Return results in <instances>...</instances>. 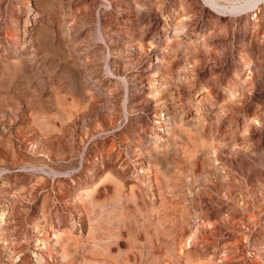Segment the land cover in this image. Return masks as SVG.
<instances>
[{
  "label": "rangeland",
  "instance_id": "374dc122",
  "mask_svg": "<svg viewBox=\"0 0 264 264\" xmlns=\"http://www.w3.org/2000/svg\"><path fill=\"white\" fill-rule=\"evenodd\" d=\"M0 264H264V0H0Z\"/></svg>",
  "mask_w": 264,
  "mask_h": 264
},
{
  "label": "bare ground",
  "instance_id": "6f19581e",
  "mask_svg": "<svg viewBox=\"0 0 264 264\" xmlns=\"http://www.w3.org/2000/svg\"><path fill=\"white\" fill-rule=\"evenodd\" d=\"M28 2V1H27ZM30 2V1H29ZM191 5V4H190ZM134 20V19H133ZM133 20L130 18V17H128V18H125V23H123V24H121V25H119L120 27V33L121 34H123V35H125V36H127L128 37V35L129 34H126V33H124V31H126V30H128V31H132L133 29H132V27H130V24L133 22ZM136 21V20H135ZM149 23V22H148ZM153 23V22H152ZM137 27V26H136ZM139 30V29H138ZM135 32V31H134ZM140 32V31H139ZM156 35V34H155ZM158 35V34H157ZM133 36V35H132ZM153 39L155 38V37H152ZM151 38V39H152ZM130 39V38H129ZM31 43V42H30ZM132 43V42H131ZM25 44V43H24ZM28 44V43H27ZM26 44V45H27ZM152 44V43H151ZM127 45V44H126ZM129 45V44H128ZM127 45V46H128ZM151 46V45H150ZM155 46V45H154ZM153 46V47H154ZM174 97V96H173ZM170 119H172L171 117H170V115H168L167 116V118H166V120H167V122H168V120H170ZM143 171H144V169H142ZM146 173V172H145ZM131 187H133V186H131ZM103 196V195H102ZM54 238V237H53ZM58 238V237H57ZM56 238V239H57Z\"/></svg>",
  "mask_w": 264,
  "mask_h": 264
}]
</instances>
